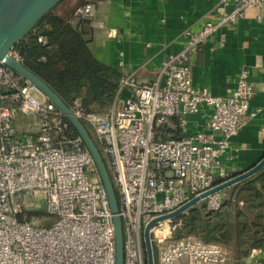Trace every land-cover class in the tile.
I'll return each mask as SVG.
<instances>
[{
    "label": "built area",
    "instance_id": "built-area-1",
    "mask_svg": "<svg viewBox=\"0 0 264 264\" xmlns=\"http://www.w3.org/2000/svg\"><path fill=\"white\" fill-rule=\"evenodd\" d=\"M219 3L231 9L225 23L235 24L248 11L264 20V0ZM94 13L95 0H86L75 10L72 23L92 21ZM214 28L208 23L196 34L187 33L186 49L172 55L155 78L125 77L107 114L86 112L78 102L70 107L93 131L118 193L124 264H147L144 232L152 220L234 177L227 171V153L246 118L258 114L250 111L257 84L250 70L243 69L227 97L194 85L189 53ZM10 54L22 62L14 50ZM261 67L258 61L256 68ZM127 89L130 94L120 100ZM204 108L206 131L185 134L188 117ZM19 115L33 117L37 130L20 134ZM39 193L45 198L46 219L55 218L50 227H41L37 216L27 218L40 211ZM223 201V192H218L201 203L208 212H217ZM113 218L82 138L31 82L0 64V264H116ZM174 220L158 222L150 231L158 264H228L229 254L218 244L191 235L175 239Z\"/></svg>",
    "mask_w": 264,
    "mask_h": 264
},
{
    "label": "crops",
    "instance_id": "crops-1",
    "mask_svg": "<svg viewBox=\"0 0 264 264\" xmlns=\"http://www.w3.org/2000/svg\"><path fill=\"white\" fill-rule=\"evenodd\" d=\"M85 0H64L56 13L69 17ZM231 11L219 0H98L94 19L83 31L89 49L101 63L118 69L124 77L144 81L155 78L172 55L186 49L187 33L196 34L212 23L215 28L203 43L189 53L193 83L216 97H227L236 89L243 69H249L257 84L244 126L231 139L226 164L229 175L244 173L264 158V20L255 11L238 16L235 24L223 20ZM261 61L262 67L256 68ZM130 94L122 92L120 100ZM203 113L188 117L186 133L206 131ZM219 137V134H217ZM264 253L254 250L249 258L228 264H259Z\"/></svg>",
    "mask_w": 264,
    "mask_h": 264
},
{
    "label": "trees",
    "instance_id": "trees-1",
    "mask_svg": "<svg viewBox=\"0 0 264 264\" xmlns=\"http://www.w3.org/2000/svg\"><path fill=\"white\" fill-rule=\"evenodd\" d=\"M85 3L86 0L75 10ZM59 5L43 17L14 51L24 66L67 106L78 102L86 112L105 115L117 100L125 77L118 69L98 61L90 51L83 28L91 20H80L74 25L75 10L71 16L63 17L56 13ZM39 38L45 43L39 42ZM86 127L96 142L93 131ZM110 177L113 182L111 174ZM116 194L118 197L117 191ZM223 194L220 211L208 212L204 204H198L176 218L174 238L191 235L204 243L218 244L236 263L249 258L254 250L264 253V168ZM32 215L42 218L45 213L38 211L27 218ZM52 224L50 220L40 226ZM259 264H264V259Z\"/></svg>",
    "mask_w": 264,
    "mask_h": 264
},
{
    "label": "water",
    "instance_id": "water-1",
    "mask_svg": "<svg viewBox=\"0 0 264 264\" xmlns=\"http://www.w3.org/2000/svg\"><path fill=\"white\" fill-rule=\"evenodd\" d=\"M63 0H0V64L5 65L16 74L31 82L43 95L52 101L65 115L76 133L82 138L86 149L93 157L102 183L107 191L110 207L114 215L116 229V264H124L123 228L119 215V201L108 168L95 140L90 136L87 127L76 118L73 111L62 99L37 75L27 69L24 64L10 53L35 29L43 17L59 5ZM264 168V158L248 171L234 176L229 181L196 197L177 211L152 220L145 228L144 239L147 264H155L150 231L161 221L176 219L190 208L200 204L208 196L223 192L244 181Z\"/></svg>",
    "mask_w": 264,
    "mask_h": 264
},
{
    "label": "rangeland",
    "instance_id": "rangeland-1",
    "mask_svg": "<svg viewBox=\"0 0 264 264\" xmlns=\"http://www.w3.org/2000/svg\"><path fill=\"white\" fill-rule=\"evenodd\" d=\"M35 122L36 121L34 120L33 117H24L22 115H19L17 118V122H16L19 133L23 135V134L35 132L37 130ZM36 200H37L38 207L40 208V211L44 212L46 208V202H45L44 195L42 193H39L36 196ZM202 204L204 203H200L199 205H202ZM30 205L33 206L32 201L30 202ZM38 218H39L40 225L50 220H52V222L55 221V218L46 219L45 215L42 218L40 217ZM154 258H155V264H158V253L156 252V250H154Z\"/></svg>",
    "mask_w": 264,
    "mask_h": 264
}]
</instances>
